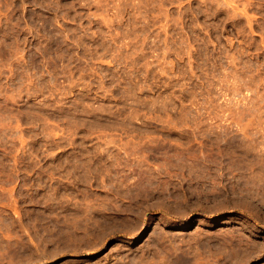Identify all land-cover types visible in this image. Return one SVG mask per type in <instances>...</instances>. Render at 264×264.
Listing matches in <instances>:
<instances>
[{"label":"rangeland","instance_id":"1","mask_svg":"<svg viewBox=\"0 0 264 264\" xmlns=\"http://www.w3.org/2000/svg\"><path fill=\"white\" fill-rule=\"evenodd\" d=\"M0 264H264V0H0Z\"/></svg>","mask_w":264,"mask_h":264},{"label":"bare ground","instance_id":"2","mask_svg":"<svg viewBox=\"0 0 264 264\" xmlns=\"http://www.w3.org/2000/svg\"><path fill=\"white\" fill-rule=\"evenodd\" d=\"M66 212H67V211H66ZM66 212H65V214H66ZM65 214H64V215H65ZM71 215H72V214H71ZM73 215H74V214H73ZM73 215H72V216H73ZM76 215H78V214H76ZM76 215H75V216H76ZM102 215H103V213H102ZM104 215H106V214H104ZM72 216H71L72 220H73V219L76 220V218L79 219V215H78V217H76V218H73L74 216H73V217H72ZM71 218H70V220H71ZM101 218H102V217H101ZM105 218L107 219V216H105ZM64 219H66V218H64ZM85 219H86V218H85ZM85 219H84V220H85ZM102 219H103V218H102ZM66 220H67V219H66ZM66 220H65V222H66ZM68 220H69V218H68ZM68 220H67V221H68ZM72 220H71V221H72ZM95 220H97V219H95ZM104 220H105V219H104ZM80 221L83 222V219L80 220ZM81 222H80V223H81ZM96 222H97V221H96ZM98 222H100V221H98ZM66 223H67V222H66ZM68 223H69V222H68ZM68 223H67V225H68ZM73 223L77 224L79 227L82 225V224L79 225V222H78V223H76V221L74 222V220H73ZM73 223L70 222V225H71V224H72V225H71L70 227H69V226H67V227H69L70 229H71V227H72V229H73V228L75 229V227H77V225H74ZM101 224H102V223H101ZM73 225H74L75 227H73ZM101 226H102V225H101ZM103 226H104V225H103ZM81 227H82V226H81ZM76 229H77V228H76ZM76 229H75V230H76ZM79 229H80V228H79ZM79 229H77V230H79ZM81 229L83 230V227H82ZM84 229H85V227H84ZM67 231H68V230H67ZM69 231H70L69 234H71V230H69ZM79 231H81V230H79ZM73 232L75 233L76 231H72V233H73ZM76 233H78V231H77ZM143 233H144V228H143L142 231H141V234H143ZM72 236H73V234H72Z\"/></svg>","mask_w":264,"mask_h":264}]
</instances>
